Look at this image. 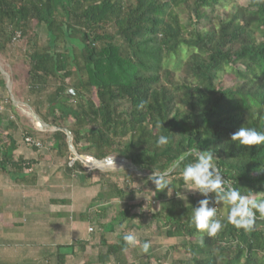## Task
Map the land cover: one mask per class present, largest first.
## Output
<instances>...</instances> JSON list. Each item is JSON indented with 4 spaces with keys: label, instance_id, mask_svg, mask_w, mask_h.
<instances>
[{
    "label": "trees",
    "instance_id": "trees-1",
    "mask_svg": "<svg viewBox=\"0 0 264 264\" xmlns=\"http://www.w3.org/2000/svg\"><path fill=\"white\" fill-rule=\"evenodd\" d=\"M184 48V63L178 70L168 68ZM0 59L10 65L13 94L16 90L43 123L67 129L79 155L123 158L147 174L96 170L100 191L83 219L94 206L100 219L101 204L108 207L117 199L112 223L101 221L98 230L103 236L106 226L114 233L118 225L124 232L116 245L101 238L111 250L87 264H151L142 244L150 241L153 252L152 239L164 236L181 240L175 246L189 255L173 264H264V217L257 213L250 231L238 229L227 220L229 206L221 203L212 206L218 207L222 230L210 236L196 229L191 215L204 197L186 193L181 175L194 160L186 154L196 148L213 153L221 174L242 194L264 193V144L231 140L241 126L264 132V0L245 6L230 0H0ZM221 73L232 77V86L218 87ZM0 91L6 94L0 98L1 176L25 185L31 175L24 170L38 163L15 154L21 129L32 151L48 148L66 159L70 178L91 180L80 161L69 165L73 155L64 132L19 125L1 73ZM160 135L169 138L167 145H157ZM184 156L169 174L172 195L156 191L148 177L168 172ZM135 182L148 186V197L159 203L149 219L145 201L128 204ZM135 229L140 243L127 245L122 237ZM124 249L133 262L123 258Z\"/></svg>",
    "mask_w": 264,
    "mask_h": 264
},
{
    "label": "rangeland",
    "instance_id": "rangeland-1",
    "mask_svg": "<svg viewBox=\"0 0 264 264\" xmlns=\"http://www.w3.org/2000/svg\"><path fill=\"white\" fill-rule=\"evenodd\" d=\"M230 1H236L238 3L239 6H245L247 5L249 0H230ZM187 56V52L185 51V48L182 50V52L179 55V58L173 61H170L168 64V68L170 69H174V70H178V65H182L184 63L185 57ZM4 69L7 71V73L9 74V76L11 77V70L10 69H6V67H4ZM216 84L218 85V87H223L224 84H227L229 86L233 85V79L232 77L227 74V73H221L216 77ZM8 89V88H7ZM12 93L8 91L7 94H9V98L12 102V107L13 110L16 114H18V116L20 117V123L19 125H23L22 127H30L32 126V128L34 130H37L33 120L31 117H28V115H26L23 112V109L27 108V107H23L22 105L17 106L14 104V102L11 99V95L14 97V99L17 98L18 94L17 91L15 90V94H13L14 92V86H13V81H12V89H11ZM6 94H4L2 91H0V98L3 97V99L5 98ZM15 101V100H14ZM23 101V100H21ZM17 102H19L17 100ZM2 109H0V111H2ZM28 110L32 111L31 108H28ZM33 112V111H32ZM5 122H2L5 124H7L6 120H3ZM39 131V130H37ZM21 132L22 130H19V134L16 135V139H17V143L19 146H23L27 149L30 150V152L32 151V149L30 147H28L25 143L24 140L21 137ZM39 132H52L50 129H47L46 131H39ZM42 142V140H40ZM34 153V152H33ZM54 153L51 154H43L42 153V159L36 160V162H38L36 165H33L32 171L31 170H24V173H32L31 174V179H27V182L25 183L26 187L24 188V186H19V188H17L16 185L11 184L12 187L9 185V182L6 178H3L0 181V223L3 217H5L7 214H11L12 211H17L18 208H20V212L17 211V213L19 215V219H12V224L15 222L18 224V227L21 230L26 231L27 233L29 231H43L46 228L49 227V224L51 223H47V216L46 214L43 215L42 220L39 219V216L41 214V211L45 209H49L50 210H58L60 209L59 206H57L56 202H52L51 199H69V205L68 206H63L62 211H67L70 210V212L68 213V220L69 222V226L73 227V226H78L80 223H84L82 224L84 227H86L88 230L92 229V232H88L91 234H94V239L90 240V243L88 244V249H86V251L83 253L84 257L87 256L89 257V259H96L97 255L99 253H108L111 248H107L106 246L102 245L100 243V238L103 239V241H108L111 242L112 245H116V243L119 242V234L122 232H124L123 229H121L118 225L116 226V231L114 233H109V229L111 228L110 226H106L105 230L108 231L107 234L101 236L100 232H99V227H98V223H100L101 221H106L107 223L110 224V222L112 223V220L114 215H115V211H116V207H115V203L118 202V200H113L112 203H110V205L107 207L105 205L100 206L101 208V217L99 218H95V214H94V209H96V206H94V208H92L90 211V214L87 216V218L82 221V216L86 213V211L88 210L87 207L89 205H93L92 199L93 197H95L97 191H100V187L98 186V182H99V178L97 175V172L95 168H91L89 166L84 165V168L88 171V173L91 174V180L90 181H79L78 177L72 176L71 179L70 177L68 179H66L64 177V175L61 174V170L64 167L65 158H57L55 155H53ZM34 155V154H32ZM48 155V157H47ZM53 157H52V156ZM73 155V154H72ZM50 156V157H49ZM70 155H68L69 157ZM88 156V155H87ZM74 157V156H73ZM73 157L70 156L71 162L69 163V165L73 166ZM114 158V157H113ZM69 159V158H68ZM118 163H115V165L113 164L114 167L117 166ZM119 165V164H118ZM34 167V168H33ZM100 171V170H99ZM105 171H109V170H105ZM110 171H117V170H110ZM39 174V180H35V175L34 174ZM142 174H144L143 172H141ZM142 174L137 173L136 175L139 176H143ZM147 175V174H146ZM170 179V178H169ZM26 181V179H25ZM7 182V183H6ZM170 184L172 185V179H170ZM131 194H130V198L128 201V204H139L142 200L145 201L144 202V211H146L145 213H147V219L150 218V214L152 212L153 207L154 208H158L159 203L157 201H153L151 198L148 197V186L143 188L140 186V183L135 182L134 184H132L131 186ZM139 190H141L139 192ZM98 191V192H99ZM177 191V190H176ZM180 191V190H179ZM178 192V191H177ZM12 194V195H17V194H21L23 197H25L27 199V201L29 203H31V206L33 208L34 205L37 206V208L40 211H36V212H32V211H28L27 213H25V211L23 210V207L26 206L25 204H21V202L16 199L13 196V201L14 202H8L7 200L3 201V196L7 195V194ZM186 193L188 194H196L197 191L194 190H188L186 189ZM101 198V197H100ZM101 201V199L97 198V200L94 202L95 204H98L99 201ZM68 200H65V203H67ZM27 203V204H29ZM94 204V205H95ZM30 205V204H29ZM222 207V205H220V208ZM140 208L137 207L136 209L132 210L133 213H137L139 212ZM48 211V210H47ZM40 212V213H39ZM37 213V219H34L33 216ZM26 214V216L23 217L22 219V215ZM4 215V216H3ZM39 215V216H38ZM3 216V217H2ZM17 216V215H14ZM18 218V217H17ZM81 218V220L79 219ZM18 220V221H17ZM20 220V221H19ZM122 221V218H119L116 220L117 222ZM9 222V221H8ZM67 223V222H66ZM115 223V224H116ZM144 224V222H142ZM118 224V223H117ZM141 224V226L143 225ZM135 235L137 236V239L139 240V234L140 231H138V229L132 230ZM52 234H50L51 237ZM41 236V235H40ZM54 236V235H52ZM43 237V236H42ZM88 239V238H87ZM181 240H170L167 237H154L152 239V245L157 246V248L152 252V250L148 249L147 251H145V253H147V255H150L152 257L151 260V264H173V262L175 260H177L179 257L181 258H188L189 255L186 253V250L184 247L182 246H175L177 244L180 243ZM183 243V242H182ZM176 247V248H175ZM6 250L5 245L3 246L2 252ZM114 251V250H113ZM25 250H17L15 251L14 248L12 249V253L11 255H9L8 253L6 254L5 251L4 253L6 254V261H8V257H9V264H15V263H21V264H25L22 261V256L25 253ZM152 252V253H151ZM1 253V251H0ZM123 258L127 261L133 262L134 258L133 256L129 253L128 250L124 249L123 250ZM140 255H142V251L140 253ZM163 256L164 260H160V262H158V258ZM93 257V258H92ZM96 261L94 260V264Z\"/></svg>",
    "mask_w": 264,
    "mask_h": 264
},
{
    "label": "clouds",
    "instance_id": "clouds-1",
    "mask_svg": "<svg viewBox=\"0 0 264 264\" xmlns=\"http://www.w3.org/2000/svg\"><path fill=\"white\" fill-rule=\"evenodd\" d=\"M159 127H162L159 125ZM233 142H238L241 146H255L264 144V132L255 128L241 126L231 135ZM169 143V138L160 135L157 139L158 146H165ZM187 156H194V160L187 163L181 173L185 183V189L199 192L204 199L199 201L198 207L193 208L191 222L198 230L207 231L213 236L222 230L224 224L217 217L218 207L212 205L226 204L229 206L227 220L238 229L246 231L252 230L257 213L264 217V193L242 194L238 188L232 186L231 182L224 178L219 168L214 163V154L209 151H200L196 148L189 150ZM185 159L181 157L173 167H179ZM148 180L155 186L156 191H164L167 194L173 192L170 184L168 172H153ZM171 186V187H170ZM215 194V198L210 199L209 194ZM180 199H186L180 192L176 193ZM182 199V200H183ZM123 241L130 246L140 243L132 230H129L122 237ZM151 246L150 241H145L142 248L147 251Z\"/></svg>",
    "mask_w": 264,
    "mask_h": 264
},
{
    "label": "crops",
    "instance_id": "crops-1",
    "mask_svg": "<svg viewBox=\"0 0 264 264\" xmlns=\"http://www.w3.org/2000/svg\"><path fill=\"white\" fill-rule=\"evenodd\" d=\"M0 63L4 67H6V69L7 68L10 69V65L4 60L0 59ZM2 77L5 80V84H6L5 77L3 75ZM17 100L19 102L15 105L17 106L22 105L23 107H27L24 101H21L18 97L16 98V101ZM42 153L51 154L48 148L47 149L41 148V150L37 152L35 151L30 152L29 149L23 147L22 145L19 146L18 143H17V151L15 152L17 157H22L28 160L42 159L40 158L42 157L41 156ZM76 161H78V159ZM74 162L75 161H73V163ZM60 170L62 171L61 174L64 175L66 179H68L69 177L64 167ZM31 174L32 173H29V175ZM34 175H35V180H39L40 175L38 173L37 174L35 173ZM81 176L78 177L79 181H81L80 180ZM3 178H6L8 182L10 181L9 185L11 187H12L11 184L16 185L17 188H19V186H24V188L26 187V185H19L20 183L17 180H15L13 177L11 178L8 176L5 177V176L0 175V179L2 180ZM13 196L16 199H18L21 202V204L26 203V206L23 207V210L25 211V213H27L28 211H32V212L40 211L36 205H34L32 208L31 203H29L27 199L23 197L21 194H17V195H12L11 193L7 194L3 196V201L7 200L8 202H14ZM51 200H55L57 203L56 205L59 206L60 209L50 210L49 208V209H45V211L42 210L40 216L38 215L39 218L37 217V213L35 215L33 213V216H32L34 219L38 218V220L39 219L42 220L43 215L46 214L47 223H51V224H49V227L43 231L34 230V231H29L27 233L26 231L21 230L18 227L17 223L14 222L12 224L11 222L12 219H19V215L15 213H17V211L20 212L21 211L20 208H18L17 211H12L11 214H7L5 217H3L4 215L2 216L3 218L0 223V250H1L0 263L6 260L4 256L7 253L11 255L13 248L15 251L20 250V249L21 250L23 249L26 251L22 256V261L25 264H87L88 263L89 257L87 256L84 257L83 253L86 251V249H88V244L90 243V240L94 239V234L88 233L92 231H89L86 227H84L82 225L84 223H80L78 226L76 225L73 227L69 226L70 221L68 220L69 219L68 213L70 212V210L62 211L63 206H68L70 204L69 199H51ZM65 200H68V202L65 203ZM27 203H29L30 205ZM14 215H17V216H14ZM24 216L27 217L26 214H23L22 219ZM79 219L81 220V218ZM84 220L85 219H82V221ZM50 234L54 236L51 235L50 237ZM101 241L102 239L100 240V242ZM72 244H76V246L71 250V252L69 250L67 252L60 250V247L69 246ZM4 245L6 247V250H4L6 254L4 253V251L2 252ZM8 261H9V258H8ZM16 264H21V263H16Z\"/></svg>",
    "mask_w": 264,
    "mask_h": 264
},
{
    "label": "water",
    "instance_id": "water-1",
    "mask_svg": "<svg viewBox=\"0 0 264 264\" xmlns=\"http://www.w3.org/2000/svg\"><path fill=\"white\" fill-rule=\"evenodd\" d=\"M0 73L5 77L6 79V86L8 88V91L12 93L11 89H12V78L9 76V74L5 71L4 66L0 63ZM11 95V99L12 101L15 103H18L16 101V99H14V97ZM15 100V101H14ZM27 105V104H26ZM27 108H30L27 105ZM23 109V112L28 115V117H31L33 120V123L36 127L37 130L39 131H46L47 129H50L52 132H56V131H62L66 134L67 136V143L69 146V150L70 152L73 154V161H76L78 159V161H80L82 164L89 166L91 168H95L97 170L100 171H105V170H127L130 172H133L135 174L139 173L142 174L140 171H138L129 161L123 159V158H113V157H108L105 158L103 160H97L91 156H87V155H79L75 149L72 146V136L70 134V132L67 129H59V128H55V127H50L47 124L43 123L38 116H36L31 110L29 111L28 109ZM185 157V156H184ZM115 163H118L116 167L113 166V164L115 165ZM177 167H173L172 169H170L168 171V173L170 174L172 171H174ZM143 176H145L146 174H142Z\"/></svg>",
    "mask_w": 264,
    "mask_h": 264
},
{
    "label": "built area",
    "instance_id": "built-area-1",
    "mask_svg": "<svg viewBox=\"0 0 264 264\" xmlns=\"http://www.w3.org/2000/svg\"><path fill=\"white\" fill-rule=\"evenodd\" d=\"M18 38H20V34H17L16 37L14 38V41L17 40ZM27 142H32L30 139L27 140ZM38 147H40V143L36 144ZM89 231H92V229H89Z\"/></svg>",
    "mask_w": 264,
    "mask_h": 264
}]
</instances>
